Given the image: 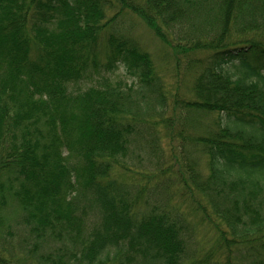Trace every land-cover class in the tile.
<instances>
[{"label":"trees","instance_id":"16d2710c","mask_svg":"<svg viewBox=\"0 0 264 264\" xmlns=\"http://www.w3.org/2000/svg\"><path fill=\"white\" fill-rule=\"evenodd\" d=\"M127 12L196 72L182 101L195 132L177 138H191L208 171L177 155L174 197L160 132L168 89L120 28ZM261 32L264 0H0V209L13 203L21 242L0 219V264H189L195 232L177 195L200 196L196 216L222 226L224 264H264ZM200 264L221 262L211 252Z\"/></svg>","mask_w":264,"mask_h":264},{"label":"rangeland","instance_id":"374dc122","mask_svg":"<svg viewBox=\"0 0 264 264\" xmlns=\"http://www.w3.org/2000/svg\"><path fill=\"white\" fill-rule=\"evenodd\" d=\"M127 13L128 15L122 17V19L119 21L121 23L120 28L123 30L128 29L130 31V34L134 36V38L141 44V46L152 55L157 70L163 75L166 89H168L167 94L169 108L168 112L166 113V118L170 119L171 122L168 125H162L160 132L162 135V148L165 157L167 161L171 160L172 162H174V171L167 173L168 184L171 187L169 190L172 194V197H174L175 192L180 190V174L181 171H183V168L181 167L179 162L184 163V159H187V163H190L191 161L194 162L196 160L197 164H199V169L204 173V175L208 171L207 157L204 155V153L198 151L195 146L193 147L189 144L191 138L187 140H184L182 138L184 134H187L188 132H190L191 134L195 132L191 127V125H193L192 118L184 120V105L182 104V101L190 100L192 97L191 85L196 72L193 69L187 70L186 68H184V65L182 66L181 62L180 68H177L179 58L172 49L173 44L166 45L165 43H163L157 37L153 29L146 23V21L141 20L140 17L132 13ZM233 31L236 32L235 30ZM263 33L264 32L252 35L255 38L263 39L261 36ZM246 34L249 33H243L242 35ZM252 35L249 34L246 36V38L254 39ZM107 50L106 37L104 34H102L98 42V52L101 61L103 62L106 60ZM203 56V54L199 53L196 55V57L199 58ZM115 77L117 79H121L124 82L130 81L128 75H125L123 71H121L120 73H116ZM96 81L97 78L94 77L93 80H87L84 83L73 85L71 87V90H73L75 93L83 92L86 90V87L93 84L96 85ZM177 100L179 102H177ZM201 120L203 121L205 120V118L203 117V119ZM213 120L214 117L211 116L209 122H211L213 126H216V120ZM184 131L186 133H184L182 136H180V139H178L177 136ZM182 143H187L185 144V151L184 147L181 146ZM177 155L179 156V162L177 160ZM180 155H183L181 161ZM174 173L179 174V178L176 179L173 176ZM170 177L172 178L171 182ZM198 199L200 203H203V199L200 196H198ZM173 201L175 202V204L177 203L183 205V209L186 211L187 217L192 223L195 232L196 248L198 250L196 256H198L195 259L196 261H193L189 264H200V261L204 259L208 253L211 252H214L217 258H219L221 264H224V262L226 261L225 250L221 249V246L216 243V240L214 238L216 234L223 230L222 226H220L219 224L214 225V223L216 222V219L214 218H212L211 220V218L209 217V221H203L201 217L196 216V213L199 212V207L201 204L195 200L194 196H191V198H189V203L183 199H180L178 195ZM202 205L203 207L205 206L204 204ZM15 209H17V207ZM9 211H12V213L15 214L14 205L10 201H8V204L6 206L1 207L0 219L5 222V230H7L9 226H13L12 232L15 234V237L14 241L11 242H15L16 245H18L20 242L18 241L20 237L18 238L17 236L19 227L15 226V224L13 225L14 217L12 215H9ZM14 226L16 227L15 230H13ZM224 234L227 235V233L225 232ZM241 259L242 257L231 258L233 264H239V260L241 262Z\"/></svg>","mask_w":264,"mask_h":264}]
</instances>
